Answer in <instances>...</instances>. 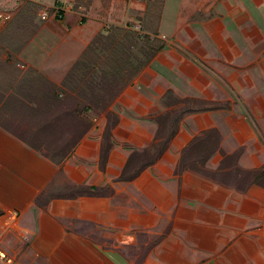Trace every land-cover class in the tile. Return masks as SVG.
Masks as SVG:
<instances>
[{
  "label": "crops",
  "instance_id": "0c3cea01",
  "mask_svg": "<svg viewBox=\"0 0 264 264\" xmlns=\"http://www.w3.org/2000/svg\"><path fill=\"white\" fill-rule=\"evenodd\" d=\"M46 1L20 0L7 11L10 24L20 7L71 5L53 17L63 24L57 32L42 27L49 60L26 65L45 79L41 96L17 91L23 78L9 80L24 46L0 48L13 57L0 70V103L17 110H0V250L8 260L38 263L32 247L48 264H264V0ZM83 16L96 25L83 28ZM106 19H142L161 47L112 99L61 111L52 89L67 90L64 80ZM41 107L57 121L56 136L70 120L64 156L47 154L62 140L36 143L25 130Z\"/></svg>",
  "mask_w": 264,
  "mask_h": 264
},
{
  "label": "rangeland",
  "instance_id": "374dc122",
  "mask_svg": "<svg viewBox=\"0 0 264 264\" xmlns=\"http://www.w3.org/2000/svg\"><path fill=\"white\" fill-rule=\"evenodd\" d=\"M12 1L14 0H0V12L17 10V7L20 5V0H16V3L18 4L11 7L9 6V2ZM91 1L92 0H79L80 3H83L87 7L90 6ZM46 2H49V0ZM103 3L104 2H102L100 7L96 8V11L99 12L98 15L103 12ZM192 8L194 9L195 7ZM56 9L59 8L42 7L39 9L32 6H27L26 8L20 7L16 17L14 16L10 24L0 26V33L2 32V34H5L4 36L0 37V39L4 41H0V48H8L7 51L9 53V48L12 51H18L22 49V46H24V51L20 55L22 62L16 61L18 64L15 63L19 67L17 68V71H15V75H13L15 78L10 76V79H8L14 83L23 78L21 82L17 83L16 90L19 91L22 90V86H28V90H30L29 93H31L30 95L33 97L42 95L43 90L39 89V84L44 78L34 75L30 77V72L25 73V69H27L26 65L31 64L34 67H38L41 66L43 62L46 61V59L49 60L48 50L50 48V41L45 38L48 37V34L46 31L43 32L44 28L42 27L45 24H49L51 25V31L54 30L57 32L58 28L61 25L63 26V24L58 23L57 20H53ZM88 9L91 10L90 7ZM45 10H47L49 13V19L46 21L42 20L40 15L41 12ZM83 18V23H86L83 28H86L87 25H96L92 22V18H86L83 16L81 17V20ZM31 19H33V23H31ZM51 21L53 22L51 23ZM141 21L142 19L138 24H132L130 21L127 23L126 21L111 23L108 19L101 22L102 30L99 31V33H96V37L93 42L87 46L88 49L86 50L84 56L81 58L73 71L69 73V76L64 80L63 87L65 86L67 90H64L63 88L52 89V94L50 97H52L53 100H58L61 111H69L67 109L69 102L70 107V104L72 105L73 102L80 101L79 108L83 109V106L85 108L83 103H97L101 101V98L112 99L117 89L132 77L138 67L149 61V55H152L158 49H160L161 46L157 40V34L153 35V33L148 30V26L152 28V25L149 23H141ZM38 29L39 32L36 34L34 40L31 41L30 38L34 35L36 30L38 31ZM83 35H85L84 32ZM9 39H11V44H9ZM163 39H165L164 36ZM11 62H13V57L8 55L5 57L3 52L0 51V70H8L10 66L9 64H11ZM21 65H23V67H21ZM24 75L26 76L23 77ZM32 85L33 87H30ZM26 100H29L30 103L32 102L31 98L29 97H26ZM9 106L12 105H9V103H0L1 112L5 113L9 112V110L15 112L17 111L13 107L9 109ZM23 106L24 107L21 110L25 111L26 113L30 112V110L27 109L28 105L24 104ZM48 110L49 108L45 113V109L41 107L38 112L39 116L37 120H33V118H30V120L26 119L27 126L25 127V130L28 132V135L32 137V139L36 140V143L41 139V137H44L45 143H51V146L54 144V142L62 140V146L60 149L58 147L57 151H51L47 154H51V156L55 154L59 156V154H62L61 156H64L68 153L67 150L64 151V147H68L69 141L72 139V136L68 135L70 131V120L60 121L62 125V130L60 132L62 133H60L61 136H59L60 134L56 136L55 130L53 128V122L56 123L57 121L46 120V118L49 116L47 114L49 113ZM27 117L29 118V115ZM44 123L45 126H43ZM78 124L80 123L78 122ZM0 125L4 126L3 121H0ZM82 125L83 123L78 128H83ZM45 128L46 133L44 131ZM47 131H50L51 134H54L49 137ZM63 133H66L67 136L63 135ZM66 139L68 140V143L65 142ZM14 225L15 223L13 226ZM89 248L90 247L86 244H81V246H78L76 250L88 260L90 259L88 257ZM26 251L32 258L39 259L38 263L31 262V264H48L47 262H44L43 258H38L37 250L34 251L32 247L26 249ZM126 264L140 263H129L127 261Z\"/></svg>",
  "mask_w": 264,
  "mask_h": 264
},
{
  "label": "built area",
  "instance_id": "2783aa9c",
  "mask_svg": "<svg viewBox=\"0 0 264 264\" xmlns=\"http://www.w3.org/2000/svg\"><path fill=\"white\" fill-rule=\"evenodd\" d=\"M71 5L67 4L63 8L56 9L55 15L63 16L65 13L71 11ZM41 18L42 20L46 21L49 19V13L47 10L41 12ZM12 19L11 13L5 11V12H0V26H4L9 23V21ZM0 261H7V263L11 264V260H8V257L6 253L2 252L0 250Z\"/></svg>",
  "mask_w": 264,
  "mask_h": 264
},
{
  "label": "bare ground",
  "instance_id": "6f19581e",
  "mask_svg": "<svg viewBox=\"0 0 264 264\" xmlns=\"http://www.w3.org/2000/svg\"><path fill=\"white\" fill-rule=\"evenodd\" d=\"M79 258V257H78ZM84 262V261H83Z\"/></svg>",
  "mask_w": 264,
  "mask_h": 264
}]
</instances>
